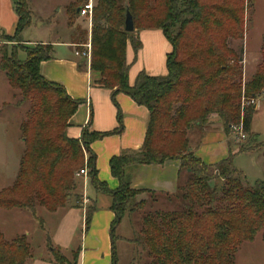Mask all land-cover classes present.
<instances>
[{
	"label": "trees",
	"instance_id": "trees-1",
	"mask_svg": "<svg viewBox=\"0 0 264 264\" xmlns=\"http://www.w3.org/2000/svg\"><path fill=\"white\" fill-rule=\"evenodd\" d=\"M11 3L17 17L14 33L0 34L7 42L19 43L30 25V1ZM250 5L249 0H96L88 43L91 87L110 91L113 101L124 94L148 112L142 147L109 160L110 174L118 181L114 191L97 179L96 156L90 146L121 133L119 109L117 130L97 133L89 126L78 139L69 138V121L83 101L71 99L61 85L40 75V64L53 59L52 46L21 51L26 54L24 62L17 59L20 50H0V72L19 94L16 107L26 108L19 125L23 146L19 168L12 185L0 191V209L26 211L42 227L37 209L53 213L72 201L81 207L75 175L86 167L95 192L112 199V244L125 213L132 218L143 214L140 224L133 221V236L127 242L135 249V257L140 250L148 264H234L243 243L253 242L258 233L264 242V181L248 185L233 167L231 154L206 165L194 155L198 143L190 140L195 133L201 135L211 116H216L227 138L232 128L241 127L245 139L254 142L240 146L239 153L261 151L264 156V142L257 143L250 131L255 106L247 105L264 95V36L261 61L243 83L242 42ZM80 8L76 3L69 6L70 21ZM126 12L132 17L133 33L124 31ZM154 30L161 31L171 48L165 57L166 75L140 72L130 86L127 44L135 59L141 49L137 34ZM75 48L83 51L78 45ZM80 59L85 63L86 59ZM91 119L92 112L89 123ZM169 161L179 163L175 193L131 188L135 170ZM142 195L148 198L139 200ZM94 211L86 209V230ZM46 248L51 262L67 264L48 239ZM32 257L25 235L7 241L0 231V264H26ZM73 257L76 264L77 254Z\"/></svg>",
	"mask_w": 264,
	"mask_h": 264
},
{
	"label": "crops",
	"instance_id": "crops-1",
	"mask_svg": "<svg viewBox=\"0 0 264 264\" xmlns=\"http://www.w3.org/2000/svg\"><path fill=\"white\" fill-rule=\"evenodd\" d=\"M73 3L75 2H70L69 5ZM16 22L17 17L11 0H0V31L7 36H12ZM90 28L91 23L89 22L87 44L89 43ZM137 36L141 42V49L136 54L135 59L130 45L127 44L126 47V61L131 65L129 70L130 86L133 85L137 74L140 72H145L149 76H165V57L171 50L170 45L159 30L141 31ZM77 40L81 41L82 38ZM61 45L71 48L74 54L73 44L64 41ZM76 58L79 60H57L53 57L52 60L40 64L39 72L46 81L61 85L71 99L83 101V104L78 107L69 121L67 129L69 138L78 139L82 129L89 126L91 131L97 133H109L117 130L119 128L117 109H119L122 123L121 133L94 142L90 146L91 151L96 156L97 179L105 183L108 190L114 191L118 187V181L110 174L109 160L123 151H138L142 147L148 112L124 94L116 95L113 101L110 91L92 88L93 76L89 70V60L84 63L80 57ZM80 64L85 65L79 69ZM90 112H92V119L89 123ZM217 125L222 128L216 116H211L206 127L210 129L205 128L203 132L219 131ZM244 154L255 155L264 168V156L261 151ZM194 155L206 165H214L226 157L224 151L218 156L215 155L212 160H207L197 150H195ZM178 169L179 163L177 161H169L160 166H142L131 175V188L138 191L173 194L179 184ZM77 180L79 181L78 192L83 196L90 184L89 177L87 175L85 178L81 177ZM99 195L110 198L107 195ZM85 197L88 199L90 207L94 208L95 202L88 196L85 195ZM111 205L112 203L107 206L106 211H94L87 230L85 229L87 206L81 204L80 208H76L74 201L66 208L56 212L40 213L42 227L39 225L36 229H23L18 233L8 231L6 237L3 230L1 228L0 230L8 241L22 235L27 237L34 253L32 259L26 264H54L51 262L50 253L46 250L47 239L54 248L65 256L76 253V264H115L110 230L114 220ZM24 212L29 214L26 211H18L16 215L22 217Z\"/></svg>",
	"mask_w": 264,
	"mask_h": 264
},
{
	"label": "rangeland",
	"instance_id": "rangeland-1",
	"mask_svg": "<svg viewBox=\"0 0 264 264\" xmlns=\"http://www.w3.org/2000/svg\"><path fill=\"white\" fill-rule=\"evenodd\" d=\"M29 1V8L32 13L29 27L21 33L19 43L7 42L0 34V50H12L13 52L20 50L16 56L19 61L24 62L26 61V54L21 51H33L36 48L45 47L46 45L44 44L49 43L52 45L55 59L79 60L74 56L71 48L62 46L61 43L67 41L73 44L75 51H78V48H75L77 45L83 47L87 44L88 19L76 15L70 21L69 17L71 16L67 12L70 2H75L77 5L82 6L86 0ZM249 1L251 5L246 14V30L242 42L244 50L242 56L243 83L247 82L255 73L261 61L260 48L262 37L264 36V0ZM95 2L96 0H93V6ZM40 25L42 26L40 27ZM78 38H82V40L78 41ZM19 99L18 92L9 87L4 74L0 72V191L12 185L15 179L14 175L19 168V159L23 149L20 142L19 125L26 108L16 107ZM254 106L255 112L250 131L256 135V142L262 143L264 142V95L254 100ZM217 129L220 130L203 132L201 135L193 134L190 140L193 144L198 143L199 147L196 150L200 151L201 155L207 160L214 159L215 155L218 156L222 151L226 153L225 158L231 154L233 167L243 173L244 180L248 185H253L256 181H264V168L256 156L239 153L240 146L251 145L254 142L248 139L240 140L237 135L235 138L232 133L227 138L222 128H219V125H217ZM85 193L86 196L95 202V211H106L107 206L112 203L111 198L97 194L90 184L87 186ZM146 198L148 196L142 195L138 199ZM89 207L90 204H87V209ZM155 207L157 208L158 205ZM147 210L146 207L145 212ZM16 213H18V210L5 211L0 209V228L3 230L5 237L8 236V231L18 233L23 229L32 230L39 227V223L32 218L30 213L24 212L22 217L17 216ZM40 213L47 212L37 209L36 217L40 218ZM142 216L143 214L140 213L132 218L125 213L119 224L116 225L114 231L115 240L112 244L115 264L132 263L135 257V249L127 240H130L133 236V221L137 225L140 224ZM5 237L4 239L7 240ZM32 252L34 253L33 249ZM137 252L142 259L137 254L133 264H148V259L140 253V250ZM59 254L63 256L67 264H73L74 253L68 256L63 255L61 252ZM50 258L52 259L51 255ZM234 264H264V242L260 233L256 235L253 242L243 243L239 247L234 256Z\"/></svg>",
	"mask_w": 264,
	"mask_h": 264
},
{
	"label": "built area",
	"instance_id": "built-area-1",
	"mask_svg": "<svg viewBox=\"0 0 264 264\" xmlns=\"http://www.w3.org/2000/svg\"><path fill=\"white\" fill-rule=\"evenodd\" d=\"M92 9H93V0H86V3L80 8V11H79L78 15L80 17L87 18L88 21L90 22L91 21ZM74 55L76 57L84 58V59H86L88 61L89 58H90V45L89 44L84 45L83 46V51L80 52V51L76 50L74 52ZM247 105H254V101H249L247 103ZM231 131H232V134H234L235 136L237 135L240 140H244L245 139V135L243 134L241 127H239V128H235L234 127V128L231 129ZM87 175H88V171H87L86 167H84V169H82V170L77 172L75 177L77 179L81 178V177L85 178ZM87 204H89V201L85 197V195H83L82 196V205L83 206H87Z\"/></svg>",
	"mask_w": 264,
	"mask_h": 264
},
{
	"label": "water",
	"instance_id": "water-1",
	"mask_svg": "<svg viewBox=\"0 0 264 264\" xmlns=\"http://www.w3.org/2000/svg\"><path fill=\"white\" fill-rule=\"evenodd\" d=\"M80 11V9H78L76 11V13L78 14ZM124 31L126 33H133L134 32V25H133V20H132V17L131 15L126 12L125 14V19H124Z\"/></svg>",
	"mask_w": 264,
	"mask_h": 264
}]
</instances>
